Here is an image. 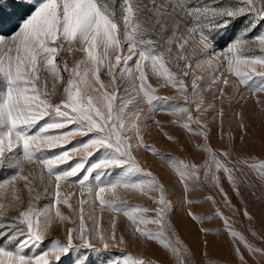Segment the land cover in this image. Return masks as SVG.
<instances>
[{
  "label": "snow or ice",
  "instance_id": "1",
  "mask_svg": "<svg viewBox=\"0 0 264 264\" xmlns=\"http://www.w3.org/2000/svg\"><path fill=\"white\" fill-rule=\"evenodd\" d=\"M11 7L5 13L0 2V167L11 170L0 179V264H88L89 252L114 247L125 251L105 264H217L208 253L213 231L228 243L223 264H264V223L238 228L241 215L255 221L245 192L264 189V156L221 131L216 104L234 100L240 86L264 93V30L249 35L264 23V0ZM241 17L238 34L217 47L214 33ZM229 119L244 129L234 108ZM153 132L180 154L158 149ZM42 195L47 202L34 207ZM200 204L210 211H194ZM185 218L197 225L193 243L180 235ZM213 220L220 223L205 226ZM53 228L63 238L44 247ZM143 245L162 255L144 258ZM138 247L139 258L127 251Z\"/></svg>",
  "mask_w": 264,
  "mask_h": 264
},
{
  "label": "rangeland",
  "instance_id": "2",
  "mask_svg": "<svg viewBox=\"0 0 264 264\" xmlns=\"http://www.w3.org/2000/svg\"><path fill=\"white\" fill-rule=\"evenodd\" d=\"M3 4L4 12L9 13L12 11V3L13 2H19V0H0ZM194 4H199L202 2V0H191ZM205 3H212L213 0H203ZM223 2V0H221ZM243 27V18H237L234 20L230 25H228L225 29L218 33H214V43L217 45V47H223L227 42H229L231 39H233L236 34H238L240 28ZM264 30V23H261L257 26L256 29L253 30V33H250L249 35L258 33L259 31ZM256 54H259V49H256ZM209 71V68L205 66L202 69V74H206ZM231 79H235V77H231ZM213 91L212 88L206 89L203 92V95L205 98H208L211 95V92ZM159 92V90H158ZM229 92H231V89H229ZM240 95H237L234 100L229 102L227 99H217L216 104L217 107H223L224 114H225V122L222 126L221 131L229 132L236 137V141L238 145H241V147L247 151L253 153L255 156L260 157L264 156V93H257L255 96H253L245 87L240 86L239 88ZM159 94L164 95L167 94L166 92H159ZM243 97V100L241 99ZM257 100L261 101L260 104H257ZM239 102L240 106L239 108H236L237 103ZM230 108H234L236 111L240 112L243 117V124L245 125L244 129L239 128V124L241 123L240 119H229V110ZM163 118L167 119V115L163 114ZM243 136V142L241 144L240 137ZM151 140L157 141V148L169 152L173 155H179L180 153L176 150V147L174 145H171L167 142L166 138H162L161 136L157 135L155 132L152 133ZM151 140L149 142H151ZM52 152H55L56 149L50 150ZM91 159V157H89ZM68 163H71L69 161ZM31 166H26V171L30 169ZM60 167H63L61 165ZM11 174V170L7 168L0 167V179L6 178L8 175ZM37 183H39L37 181ZM22 184L23 182L17 181V191L20 192L22 190ZM40 189L42 191V186H40ZM250 192H254V195H250ZM25 197L27 196L26 190H24ZM121 198L128 200L130 203H145V201H142L140 199H130L131 193L125 192L121 190L120 192ZM245 200L247 201V206L249 211L252 212V214L255 216V221H247L243 218L241 215L238 218V228L240 229H246L249 224H253L254 227L259 231L261 224L264 223V189H262L259 185H257L254 189H249L245 192ZM234 203L239 204V199L233 196ZM47 202V198L45 195H42L40 200H33V205L36 208H40L43 206V204ZM57 207H61V210H63V206L57 205ZM194 211L198 213H208L210 211V205L208 204H200L194 206ZM182 216V210H178L176 217L173 219H177ZM103 220H107V215L103 217ZM126 220V218H125ZM239 221H243V223H240ZM118 223H120L122 226L124 225V222L120 220L118 217ZM220 222L218 220L213 221H205V226H211L215 228L217 224ZM63 228H60L58 231L53 228L52 231L48 234V237L46 238V241L44 242L43 246L47 247L48 239L51 237H58L63 238ZM180 235L183 239H185L188 243H193L195 241L196 235H197V225L191 223L190 220L187 218L184 219L183 223L180 226ZM210 243V246L208 248L209 253V259L215 258L217 261V264H223V261L225 259H229V250H228V243L225 237L218 235L215 231L209 234L208 236ZM249 239H252L251 236H249ZM256 243H259V240L255 241ZM124 249L121 248H111L107 250L106 252L102 251L100 253L96 252H89L88 253V264H105V261L112 256L120 255L122 252H124ZM133 255H137V258H139V255L141 253V248H130L127 250ZM153 253L155 255L159 256L162 255V253L157 252L156 246H148L143 245L142 246V255L144 258H154ZM62 264H69V260L67 258H61Z\"/></svg>",
  "mask_w": 264,
  "mask_h": 264
}]
</instances>
